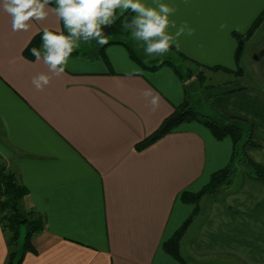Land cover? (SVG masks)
<instances>
[{"label":"crops","instance_id":"1","mask_svg":"<svg viewBox=\"0 0 264 264\" xmlns=\"http://www.w3.org/2000/svg\"><path fill=\"white\" fill-rule=\"evenodd\" d=\"M143 2L155 7L154 0ZM159 2L176 9L169 16L171 34L172 21L177 27L186 22L194 34L179 37V46L163 55H146L137 41L129 45L146 65L178 56V50L207 67H241L247 88L215 92L197 109L221 121L229 114L252 122L259 146L246 152L264 166V17L239 63L232 34L246 32L264 15V0ZM45 27L63 24L49 14L29 31L13 32L11 17L0 9V164L28 188L23 209L45 220L33 236L36 252H27L21 264H181L163 249L195 209L180 195L200 191L228 164L232 140H218L203 123L185 121L137 149L184 100L185 90L171 65L150 69L122 43L105 47L108 63L99 56L100 45L91 54L88 42L81 43L64 74L37 91L31 78L48 69L24 49ZM12 58L16 63L9 65ZM211 74L217 85L237 76ZM145 87L160 96L155 112L140 95ZM9 251L0 223V264ZM180 251L187 264H264V176L242 164L231 188L204 195Z\"/></svg>","mask_w":264,"mask_h":264},{"label":"trees","instance_id":"2","mask_svg":"<svg viewBox=\"0 0 264 264\" xmlns=\"http://www.w3.org/2000/svg\"><path fill=\"white\" fill-rule=\"evenodd\" d=\"M125 16L130 19L132 16V12L128 11ZM263 16L264 15L262 13L246 32H232L234 38L237 41L235 58L238 63L244 52L246 42L261 24ZM124 18L125 17L122 16L115 22L113 26L104 28L106 37L115 35L121 31V25ZM61 30H63V28ZM42 31L43 30L34 35L29 44L24 49V55L28 58L34 57L31 52V49L33 47L39 49L40 42L42 41ZM65 34H67L66 30ZM107 40L108 43L100 46L99 49V56H101L107 63L108 59L105 53V47L111 43H122L128 48L130 56L134 60L142 63L150 69L157 68L162 64H172L171 62L165 60L157 64L146 65L144 62H142L140 56L124 40L116 38ZM171 49L174 48L171 47ZM78 52L79 50L76 48L71 55L78 54ZM176 52H178L181 57L192 60L180 51L176 50ZM209 68H222L223 70L235 73L238 78L240 77L236 80L224 82L222 85H220V88L227 86L230 87L222 88L216 94H230L247 88L245 84L241 83V79L244 74L241 67H238L235 71H231L230 69L223 66H213ZM174 69L179 74V76H181L177 68L174 67ZM200 81L201 83H203L202 75H200ZM214 94L215 93H213V95ZM224 116L225 121H221L208 115L202 114L186 96L184 100L178 106H176L173 111L163 120L161 125L153 133L136 144V148L141 149L159 139L160 137L164 136L165 134L169 133L176 126L185 121H198L203 123L210 129L213 136L218 140L224 139L226 137H229L232 140V155L228 164L223 168L213 172L210 176L209 182L200 191H183L180 195V199L182 201L194 204L195 209L192 214L175 231L172 237H170L163 243V249L166 251V253L171 255L181 264H187V262L181 254L180 241L188 226L199 213V204L203 196L216 192L222 186H231L238 174L240 168L239 165L241 166L242 164H247L252 169L255 175L264 176V166L256 163L251 157L248 156L246 152V148L249 146H259V144L253 138L254 124L242 117L229 114H224ZM27 194L28 188L22 183L19 175L9 169L6 165L0 164V223L2 224L5 232L8 234V242L10 247L6 264H21L27 252H36V249L32 242L33 236L36 233L42 231L45 227V220L43 216L39 215L34 210L23 209L21 201ZM23 230L24 234L22 238ZM20 243L22 247L19 246Z\"/></svg>","mask_w":264,"mask_h":264},{"label":"clouds","instance_id":"3","mask_svg":"<svg viewBox=\"0 0 264 264\" xmlns=\"http://www.w3.org/2000/svg\"><path fill=\"white\" fill-rule=\"evenodd\" d=\"M154 2L155 7L148 6L143 0H0V9L11 17L13 32L29 31L33 21H42L49 14L62 22L63 30L59 27L43 29L42 51L35 47L31 49L36 61H42L48 69L47 73L40 72L31 78L33 87L43 91L53 78L64 74L70 55L81 41L96 40L101 46L107 44L104 28L113 26L122 16L125 17L122 28L142 44L148 56L163 55L173 44L179 46V37L194 34L195 30L186 22L177 27L174 21L171 27L176 31L171 34L168 31L169 16L175 14L176 9L159 0ZM53 3L55 7H49ZM128 11L134 14L130 19L125 16ZM8 63L14 65L16 59L12 58ZM140 95L149 111L155 112L159 108L160 96L151 88H143Z\"/></svg>","mask_w":264,"mask_h":264},{"label":"rangeland","instance_id":"4","mask_svg":"<svg viewBox=\"0 0 264 264\" xmlns=\"http://www.w3.org/2000/svg\"><path fill=\"white\" fill-rule=\"evenodd\" d=\"M251 37L249 39H251ZM111 38L122 39L124 41H127L128 44H130L131 46L136 42L134 39L131 38L130 32L126 31L123 28L121 29V31L119 33L107 37V39H111ZM81 43H84V42L81 41L77 48L83 47ZM98 45L99 44L96 42V40H90V41H88V45H87L86 49L89 52H91V54H92L93 51L96 50V47H98ZM164 58H166V57H164ZM165 60L171 62L172 64H169V65H171L173 68L176 67L177 70L180 72V74H181L180 78L182 79L183 84H184L185 97L187 96V98L190 100V102L196 108L198 107L199 102H201L205 98L208 99L209 97H211V95H213V93L218 92L222 88L230 87V86H227V87H221L220 88V84L217 85L214 82L215 79L211 74V70L212 71L213 70L223 71L222 68L212 69V68L204 66L200 63H195V62H193V60L185 59V58L181 57L179 54H178V56H171V59L166 58L163 61H165ZM152 62L153 61H150L149 64H154ZM160 62H162V61H160ZM200 75L203 76V83H201V81H200ZM235 77H236V79H239L237 76H235ZM240 157H241V155H240ZM239 167H241V166L239 165ZM232 186H233V184H231L230 188ZM228 188L229 187H227V186H222L216 192L221 191V190H226ZM23 234H24V230L22 233V238H23ZM21 242H22V240H21ZM19 246L22 247L21 243Z\"/></svg>","mask_w":264,"mask_h":264}]
</instances>
